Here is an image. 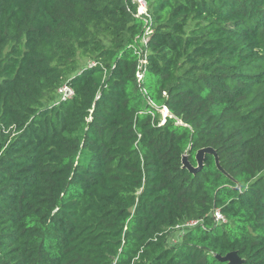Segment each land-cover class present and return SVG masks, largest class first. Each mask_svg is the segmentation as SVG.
Listing matches in <instances>:
<instances>
[{"label":"trees","instance_id":"16d2710c","mask_svg":"<svg viewBox=\"0 0 264 264\" xmlns=\"http://www.w3.org/2000/svg\"><path fill=\"white\" fill-rule=\"evenodd\" d=\"M146 2L0 0V264H264V0Z\"/></svg>","mask_w":264,"mask_h":264},{"label":"water","instance_id":"95a60500","mask_svg":"<svg viewBox=\"0 0 264 264\" xmlns=\"http://www.w3.org/2000/svg\"><path fill=\"white\" fill-rule=\"evenodd\" d=\"M207 155L213 156L218 170L221 171L226 177L232 180L231 176L222 168L220 164V158L217 152L211 147L200 149L196 153V166H193L191 164L188 153H185L182 158L183 169L188 170L193 175L200 173L204 169L205 158ZM237 189H240L239 184L237 185ZM214 256L217 258V260L221 264H245L246 263L244 259H241L238 256L237 252H231L227 254L226 256H220V255H214Z\"/></svg>","mask_w":264,"mask_h":264},{"label":"built area","instance_id":"2783aa9c","mask_svg":"<svg viewBox=\"0 0 264 264\" xmlns=\"http://www.w3.org/2000/svg\"><path fill=\"white\" fill-rule=\"evenodd\" d=\"M132 2L138 6V16H142V15L146 16L148 14L146 0H132ZM141 63L144 64L145 62L142 61ZM137 76H138L139 80H142L143 73L142 72H138ZM58 94H59V96H58L59 100L65 101V100H68V99H70V98H72L74 96V91L72 90V88L68 84H64L62 86V88H60ZM164 111L168 115V110L166 108L164 109ZM212 218H213V220H214V222L216 224L227 223L226 217L219 210H215L212 213ZM200 223H201V221H189V222H186V223H184V225L178 226L177 229H176L177 230L176 232H179V231L182 230L183 231L182 234H184L186 228L195 227L196 225H198ZM179 238H180V236H178L177 238H175V236H174V239L172 238L171 242L173 244H175V243H177L179 241Z\"/></svg>","mask_w":264,"mask_h":264},{"label":"rangeland","instance_id":"374dc122","mask_svg":"<svg viewBox=\"0 0 264 264\" xmlns=\"http://www.w3.org/2000/svg\"><path fill=\"white\" fill-rule=\"evenodd\" d=\"M89 62H90V60H86V61H84L83 63H84V65H85V64H89ZM161 112H162V114H163V117H165V116L167 115L166 112L164 111V109L161 110ZM182 233H183L182 230L179 231V232H176L175 238H177V237L179 236V234H182Z\"/></svg>","mask_w":264,"mask_h":264}]
</instances>
